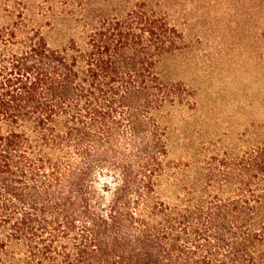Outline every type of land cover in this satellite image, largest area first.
Instances as JSON below:
<instances>
[{
  "label": "trees",
  "instance_id": "obj_1",
  "mask_svg": "<svg viewBox=\"0 0 264 264\" xmlns=\"http://www.w3.org/2000/svg\"><path fill=\"white\" fill-rule=\"evenodd\" d=\"M83 28H0V264H264V143L170 157L181 32L144 2Z\"/></svg>",
  "mask_w": 264,
  "mask_h": 264
},
{
  "label": "rangeland",
  "instance_id": "obj_2",
  "mask_svg": "<svg viewBox=\"0 0 264 264\" xmlns=\"http://www.w3.org/2000/svg\"><path fill=\"white\" fill-rule=\"evenodd\" d=\"M142 2L184 40L160 65L189 92L167 111L171 159L191 175L205 155L264 143V0H0V28L39 27L61 46L83 37L86 22Z\"/></svg>",
  "mask_w": 264,
  "mask_h": 264
}]
</instances>
